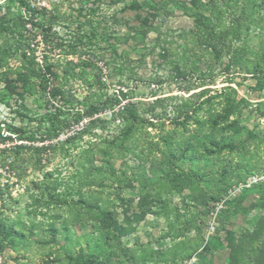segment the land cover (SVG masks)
<instances>
[{"label": "trees", "instance_id": "1", "mask_svg": "<svg viewBox=\"0 0 264 264\" xmlns=\"http://www.w3.org/2000/svg\"><path fill=\"white\" fill-rule=\"evenodd\" d=\"M172 1L174 8L181 9L193 18L192 28L183 31L181 35L191 45V72L201 70V58H205L208 71H213L228 57L225 68L239 66L257 79L260 88L264 87V78L260 77L264 74V49L257 53L250 50L249 55L244 56L238 44L244 32L252 26L260 25L262 18L258 15L264 0ZM20 3L29 12V16H17L6 24V20H0V38L4 35L12 36L11 39L6 36L0 42V82L5 85V89H11L21 99H24L26 93L40 91L46 101L58 100L62 104H57L55 110H48L39 118L34 129L12 127L10 132L16 136L4 135L0 131V144L3 145L0 147V156L5 163L12 157L9 163L13 166L16 160L31 152L36 158V164H40L45 155L59 146L64 148L66 144L75 143L77 139L104 128L111 121H119L122 124L119 133L105 140L100 148L102 164H96V153L89 150L88 163L81 164L78 172L82 178L90 179L91 184L104 188L106 178L110 176L115 179L118 176L112 158L130 153L136 155L139 164L132 167L131 172L140 184L136 194L138 211L130 215L128 208L125 209V223H130L132 217L139 221L148 214L163 215L170 220L173 214L181 223L177 236L195 231V236L199 238L196 244H192L193 239L179 244L183 257H191L193 253L205 257L218 248H227V264H264V211L255 218L251 227L238 231L228 223L225 217L228 210L223 209L217 215L219 224L216 233L208 238L204 236L206 222L201 217L212 213V203L222 199L237 178L242 181L248 175L264 169V166L258 168L256 164L249 167L253 164L246 159L247 153L251 152V144L257 147L264 144V136H259V133L242 123L245 109L264 118V99L255 102L253 108L250 100L237 98V90L230 84L232 81H228V85L213 94L210 93L211 88H204L195 94L201 100L194 106L189 105L190 97L194 94L181 98L175 128L161 130L153 136L156 141L149 143L146 151L141 149L137 152L139 147L136 141L144 133L150 135L147 129L155 126L156 115L150 117L144 114L138 108V102H123L117 95L103 100L102 96L95 97L90 93L79 98L76 92L67 90L63 85L75 80H82L87 87L93 84L97 73L91 75L87 71L93 61L84 54L91 53L92 45L96 44V31L91 26L77 33V36L65 39L54 29L58 20L56 6L48 11L46 6L37 8L27 0H20ZM167 3L168 0H130L123 9L134 13L135 23L128 25L124 33L108 38L113 41L110 44L113 51L117 53L115 46L119 43L131 42L134 48L145 46L151 32H156L157 39H160L162 33L156 18L162 11L166 16L172 13ZM143 7H147V10L141 11ZM88 12L93 14L95 8L88 9ZM41 44H44V52L39 56ZM164 51L162 57L165 58L169 50L165 48ZM54 53L59 56L57 59L53 58ZM69 55H78V59L70 58ZM11 59L19 61L15 68L11 66ZM185 65L187 67L189 64L185 61ZM185 89L190 91L192 88L189 86ZM166 99L157 98L149 107L153 111L156 103ZM215 102L217 108L213 106ZM206 104H210L206 114L198 116L199 110ZM108 111L109 118L101 116ZM62 134L67 135L59 143ZM15 137V141L20 142L8 145L9 141L14 142ZM37 142L41 144L36 145ZM234 152L243 157L242 162L235 165L223 157L225 153ZM145 153L150 158V166L144 163L142 155ZM243 167L244 170H241ZM127 169L122 174L126 175ZM46 175L52 176L53 173L47 172ZM44 185L52 199L69 204L67 198H61L60 194L54 195L49 184ZM172 193L179 196L181 204V207H174V210H171L169 204ZM260 197L261 204L252 200L247 206L238 200L233 206L234 212L247 214L260 205L264 207V189L260 190ZM94 198L97 199L96 195L86 197L80 192L78 200L72 199L80 206L73 213L74 221H93L89 238L93 239L94 249L81 247L76 254L67 251L66 257L74 264H127V259L129 264H140L143 260L134 254H127V249L120 244V237L126 232L125 226L117 219L114 211L98 202H92ZM36 200L41 203V200ZM124 201L122 198L123 204ZM188 202L193 203L195 208L201 207V210L196 213L191 211ZM63 224L67 233L68 226L66 222ZM18 227L14 221L0 216V258L8 247L17 248V239L23 237ZM50 231L55 240L59 230L51 224ZM221 232H224L223 237L220 236ZM112 239L117 243H112ZM0 264L7 263L0 260Z\"/></svg>", "mask_w": 264, "mask_h": 264}, {"label": "rangeland", "instance_id": "2", "mask_svg": "<svg viewBox=\"0 0 264 264\" xmlns=\"http://www.w3.org/2000/svg\"><path fill=\"white\" fill-rule=\"evenodd\" d=\"M27 1L37 8L46 6L48 11H52L56 6L58 20L54 29L65 39L77 36V33L88 30L91 26L96 31L98 34V38L95 39L96 44L92 45L91 53L84 54L93 61V64L88 65L87 71L91 75L97 73L93 84L87 87L82 80L69 83L59 80L64 83L67 90L76 92L79 98L90 93L95 97L102 96L103 100L117 95L123 102L127 100L138 102V108L144 114L150 117L156 115L154 117L155 126L147 129L150 135L144 133L136 141V146L139 147L137 152L141 149L146 151L149 143L156 141L153 136L161 130L175 128L181 98L194 94L190 97L189 104L194 106L201 100L195 94L204 88H211L210 93L213 94L216 90L228 85V81H232L230 84L237 90V98L250 100L253 102V108L255 102L264 99V87L260 88L257 85L255 77L245 73V70L239 66L225 68L228 57L213 71H208L205 58H201L199 61L201 70L190 71L192 65L189 57H191L192 49L190 43H186L181 35L183 31L192 28L193 18L181 9L174 8L172 0H168L167 3V8L172 10V13L166 16L162 11L156 18V23L162 33L160 39H157L156 32H151L145 46L139 45L134 48L131 42L119 43L115 46L117 53L110 45L113 43L112 39L109 41L108 38L124 33L128 25L135 23L134 13L123 9L130 0ZM186 1L189 2V0ZM90 8H95L93 14L88 12ZM143 10L146 11L147 7H143L141 11ZM259 12L258 17L262 18L260 25L252 26L246 33L244 32L243 39L238 43L244 56L249 55L250 50L257 53L264 49V5L260 7ZM20 15L24 18L29 16V12L21 5L20 0H0V20H6L5 24ZM6 36H9V39L12 38L11 35H4L0 38V42L5 40ZM40 46L39 56L44 52V44ZM165 48L169 52L164 58L162 55L165 54ZM56 53L53 57L55 59L59 57ZM69 57L78 59V55H69ZM185 61L189 64L187 67ZM10 63L15 68L19 61L11 59ZM260 77L264 78V74ZM189 86L192 88L190 91L185 89ZM157 98L167 99L156 103L152 111L149 104ZM57 104H62V102L46 101L45 95H42L40 91L26 93L24 99H21L11 89H5V85L0 82V131L4 135L16 136L10 132L12 127L22 126L34 129L37 127L39 118L48 110H55ZM208 105L210 104H206L203 109L199 110L198 116L206 114ZM213 106L217 108L218 105L215 102ZM107 113L101 116L109 118L110 111ZM242 117L244 125L255 130L259 136H264V118L251 113L250 109H245ZM121 126L119 121H111L104 128L77 139L75 143L66 144L64 148L58 144L59 147L45 155L40 164H36V158L31 152L25 153L16 162L14 161L13 166L9 163L13 160L12 157L8 158L7 165L4 158L0 156V216L14 221L23 233V237L17 239V248L8 247L3 252L1 261L7 264H74L66 257L67 251L76 254L81 247L94 249L93 239L89 238L92 234L93 221L84 220L83 223H78L73 217V213L80 206L72 199L78 200L81 192L86 197L91 194L96 195L97 199H92V202H98L115 212L117 219L126 228V232L120 237V244L127 249V254L140 257L143 260L140 264H227V248H218L205 257L198 253H193L191 257H183V250L179 244L186 243L190 239H193L192 244H196L199 238L195 236V231L177 236L181 223L173 217V214L170 220L163 215L148 214L139 221L132 217L130 223L124 222L125 209L128 208L130 215L138 211L136 194L140 184L131 172V168L139 164L135 154L130 153L124 157L112 158L118 176L115 179L110 176L106 178L104 188L97 184L93 185L90 179L80 176L79 167L81 164L88 163L89 150L96 153L94 157L96 164L101 165L103 159L100 148L105 140H110L119 133ZM66 135L60 136L59 143ZM16 139L17 137L14 138V142L9 141L7 144L20 142L15 141ZM54 142L57 143V140ZM35 144L40 145L41 143ZM2 146L0 144V147ZM250 148L251 152L247 153L246 159L250 160V164L253 165L249 167L256 164L258 168H262L264 166V144L258 147L251 144ZM142 156L144 163L150 166L151 162L147 153ZM223 157L233 162L234 165L243 160L238 152L225 153ZM126 169V175L122 174V171ZM241 170H244V167ZM47 172L53 175L48 176ZM236 180L237 183H234L222 199L212 203V213L208 216L201 215L206 222L204 226L206 238L216 233L219 224L217 215L223 209L228 210L225 215L228 223L238 231L251 227L255 218L264 211L261 205L247 214L235 213L233 210L238 200H242L245 206L252 200L261 204L260 190L264 189V169L259 173L248 175L245 180L239 181L238 178ZM44 184L50 185V191L54 195L60 194L61 198H67L69 204L52 199ZM170 197L171 210H174V207H181L177 194L172 193ZM36 199L41 200V203ZM187 204L189 209L195 213L201 210V207L195 208L191 202ZM65 222L68 226L67 233L63 224ZM51 224L59 230L55 240L50 231ZM220 236L223 237L224 232H221ZM111 242L117 243L115 239ZM127 264H129L128 259Z\"/></svg>", "mask_w": 264, "mask_h": 264}, {"label": "built area", "instance_id": "3", "mask_svg": "<svg viewBox=\"0 0 264 264\" xmlns=\"http://www.w3.org/2000/svg\"><path fill=\"white\" fill-rule=\"evenodd\" d=\"M264 120V119H263ZM255 179H257V178H255Z\"/></svg>", "mask_w": 264, "mask_h": 264}]
</instances>
